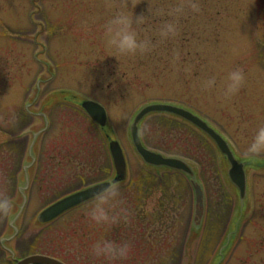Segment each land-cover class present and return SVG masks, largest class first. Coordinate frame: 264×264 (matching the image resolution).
<instances>
[{"label": "rangeland", "instance_id": "374dc122", "mask_svg": "<svg viewBox=\"0 0 264 264\" xmlns=\"http://www.w3.org/2000/svg\"><path fill=\"white\" fill-rule=\"evenodd\" d=\"M120 11L144 15L134 27L148 41L145 51L121 55L106 45L105 25ZM169 23L174 32L162 36V26ZM235 69L244 73V84L225 97L220 85ZM210 79L216 86L204 87ZM80 98L106 108L108 126L124 148L129 178L120 186L117 208L127 215L137 212L134 180L149 192L145 212L177 216L176 225L168 227L167 246L164 215L162 223L145 226L150 227L151 239L144 238L148 252L130 254L126 264H264V169L248 167L249 194L243 204L229 182L230 165L208 136L172 116L145 117L140 132L146 146L185 159L204 184L205 225L195 232L189 179L147 168L130 136L145 105L176 103L213 125L241 161L264 159V153L247 151L254 130L264 124V0H0V158L6 171L13 169L11 175L4 173V183L0 178V197L9 204L0 210V264H14L3 245L17 259L44 253L82 264L97 239L119 236L117 225L108 229L91 221V202L50 225L37 221L58 199L115 176L107 135L77 105ZM41 109L51 120L47 133L42 132ZM34 134L39 136L35 143ZM33 143L38 161L32 166ZM27 166L33 181L17 221L20 232L1 244L12 235L10 220L23 201L18 182ZM86 227L93 232L81 243ZM85 263L106 264L92 256Z\"/></svg>", "mask_w": 264, "mask_h": 264}, {"label": "water", "instance_id": "95a60500", "mask_svg": "<svg viewBox=\"0 0 264 264\" xmlns=\"http://www.w3.org/2000/svg\"><path fill=\"white\" fill-rule=\"evenodd\" d=\"M82 108L86 111L89 117L98 124L101 128L107 126V114L103 107L100 105L85 101L81 104ZM153 113H168L175 115L193 126L204 132L217 146L223 156H225L230 164L228 172L231 183L238 189L240 195V201L244 204L247 196V175L245 167L247 164L239 163L234 153L232 152L228 142L213 128H211L206 122L199 117L195 116L189 111L184 109L164 104H153L143 108L135 117L131 127L130 133L133 145L137 154L141 157L143 162L153 168H168L173 171L181 172L185 174L192 184L195 194V215H194V228L199 230L202 228L205 217V196L202 186L197 182L196 175L193 168L185 161L178 158L165 157L162 154L147 149L140 138V124L150 114ZM35 135V134H34ZM38 135H35L34 143L38 139ZM31 148L30 165H34L36 161L35 146ZM110 152L115 166L116 176L112 181L103 182L79 192L66 196L59 201L53 203L45 210H43L38 221L41 224H48L58 219L63 214L75 209L83 204L91 201V198L95 192H98L102 187H107L111 184H120L128 178V165L121 145L117 141L110 143ZM29 166L25 167L24 177L21 180L19 186V192L22 196V202L17 206L16 214L10 220V228L12 235L2 239L1 244L12 241L18 234L17 221L22 215L26 204L28 202L27 190L30 185V174L28 170ZM4 248L10 252L12 256L14 253L10 251L5 245ZM16 264H64L63 262L45 255H32L21 260H18Z\"/></svg>", "mask_w": 264, "mask_h": 264}, {"label": "clouds", "instance_id": "9594fccd", "mask_svg": "<svg viewBox=\"0 0 264 264\" xmlns=\"http://www.w3.org/2000/svg\"><path fill=\"white\" fill-rule=\"evenodd\" d=\"M195 7V5H193ZM180 11L179 8L176 9ZM144 15L129 14L126 11L117 12L105 25L106 45L115 49L121 55H133L143 52L148 47V41L142 40L134 27L143 22ZM174 32L172 24H165L161 28V35L167 36ZM244 73L235 69L227 73L220 88L225 97L237 93L244 84ZM216 86L214 79L208 80L204 87ZM251 154L264 153V124L258 125L254 130L251 140L247 146ZM122 195L121 187L118 184H111L102 187L95 192L91 198L87 215L96 225L111 229L118 225L121 220L127 219V212L124 208H117ZM131 244L126 241L101 236L91 245V253L94 257L101 259L106 264H118L126 260L131 253Z\"/></svg>", "mask_w": 264, "mask_h": 264}, {"label": "trees", "instance_id": "16d2710c", "mask_svg": "<svg viewBox=\"0 0 264 264\" xmlns=\"http://www.w3.org/2000/svg\"><path fill=\"white\" fill-rule=\"evenodd\" d=\"M2 165L3 164L1 163V158H0V178L3 179V183H4V179H5L4 173L6 175H8L10 173V175H11V172H12L13 169H11V170L7 169V171H6L3 168ZM11 177H14V174H12ZM150 177L153 179L152 176H150ZM15 180H16V178H15ZM12 181L14 182V180H12ZM133 181H131V183H130V186L133 187L134 190H135L133 192L132 204H133L134 208L137 210V212L136 213H131V214L129 213L130 215H127V219L126 220H122L116 226V228L119 229V231H118V235L119 236H117V234H116V236L114 238L112 236L109 237L111 239H116V240H119V241L129 242L131 244V248H132L130 254L137 253V251H139V253H140L143 249H145L148 252L149 247L145 244L144 238L147 237L146 239H148V240L151 239V236L150 237L147 236L148 235L147 229L150 228V227L147 228L145 226H154V225L157 224V222L162 223L164 215H166V212H164L165 214L159 213V215H156V216L153 217V216H150L147 212H145L146 208H145V204H143V201L146 200V197H148L147 194L149 192H147L145 190L146 189V185H144V184H142L140 182L133 183ZM0 186H1L0 187V195L2 196L3 195V186H4V184L0 183ZM159 186L160 185H157V188ZM153 187H155V185L150 186L151 189ZM157 191H159V190H157ZM160 191H161V189H160ZM150 196L151 195H149V197ZM165 201H166V199H165ZM7 205H9V204L7 202H4V200H2V197H0V210H2ZM159 205H160L161 210H164L166 208L165 202H164V204H163V202H160ZM171 216H175L174 213L172 215H170V217L167 216L166 218H164L165 224H164L163 227L166 228L167 230L165 232L166 234H164L162 237L165 240V245L166 246L168 244V238L171 237V234H172V233L168 232V227L169 228H173L174 225H176V217L177 216H175L174 218H171ZM156 219H157V221H155ZM168 220H170L172 222L169 226L167 225L168 224L167 223ZM83 232L84 233H83V236L81 238V243H85L86 242V239L89 236L88 233L93 232V230H89L86 227L83 230ZM151 234L155 235L153 233H151ZM83 249H84V247H83ZM85 250H87V249L85 248ZM85 252H87L88 255L85 258H81L82 259V264H86L85 262L88 261V259L91 258V256H92V261L95 260V257L93 255H91L92 254L91 250L90 251H85ZM48 255H51V254H48ZM170 255H171V252H170ZM51 256H53V255H51ZM61 260H63L64 262H67L65 259H61ZM68 264H70V263H68ZM119 264H126V260H123V261L119 262Z\"/></svg>", "mask_w": 264, "mask_h": 264}, {"label": "flooded vegetation", "instance_id": "af4514ba", "mask_svg": "<svg viewBox=\"0 0 264 264\" xmlns=\"http://www.w3.org/2000/svg\"><path fill=\"white\" fill-rule=\"evenodd\" d=\"M17 37H19V36L17 35Z\"/></svg>", "mask_w": 264, "mask_h": 264}]
</instances>
